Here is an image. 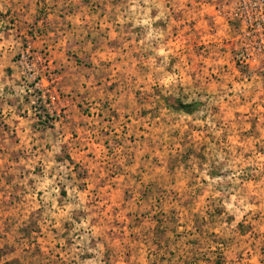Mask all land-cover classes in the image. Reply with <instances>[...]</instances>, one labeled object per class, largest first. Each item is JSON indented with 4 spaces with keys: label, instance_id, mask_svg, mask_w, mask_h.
<instances>
[{
    "label": "rangeland",
    "instance_id": "obj_1",
    "mask_svg": "<svg viewBox=\"0 0 264 264\" xmlns=\"http://www.w3.org/2000/svg\"><path fill=\"white\" fill-rule=\"evenodd\" d=\"M198 1L0 0L7 28H71L79 66L126 55L104 93L47 47L0 58V264H264V62Z\"/></svg>",
    "mask_w": 264,
    "mask_h": 264
},
{
    "label": "crops",
    "instance_id": "obj_2",
    "mask_svg": "<svg viewBox=\"0 0 264 264\" xmlns=\"http://www.w3.org/2000/svg\"><path fill=\"white\" fill-rule=\"evenodd\" d=\"M25 26H28L25 24ZM44 34L43 36L38 37L34 32H31V30H23L20 31L19 28L12 24L9 28L4 26L3 22L0 23V58L5 56H11L14 57L17 53L21 51V47L24 46H31L39 49H43L44 47H47L51 50L52 55L54 57V61L56 62V65L62 69V75L64 82V87L68 90H79L86 88L87 90L93 89L94 91H99V93L103 92V86L104 83L107 81L106 75L102 77L101 84L100 81H95L98 76L99 71H101V68H108L106 69V73L111 70V78H114L115 75H117V71L119 70V63L117 58H126L125 54H120V48L117 47L115 49L114 47L106 45V54H102L101 57L92 58V63L90 66H83L84 69L81 68V66L78 65V62L76 61V58H70L67 56V53L73 55L76 52L73 49L78 48V39L77 35H75V32L72 31L71 28L68 27V29L65 28H59L56 26V28H45L44 26ZM54 29V30H53ZM109 34L115 33L112 28H109ZM80 31H77V33ZM68 36V38H67ZM79 36V34H78ZM114 37V36H113ZM125 46V45H124ZM72 49H70V48ZM112 47V48H111ZM69 49V50H68ZM161 52V51H160ZM159 53V52H158ZM78 54V53H77ZM76 55V54H75ZM79 59V58H78ZM121 64V63H120ZM105 66V67H104ZM116 67V68H115ZM77 69L85 70L84 75L78 74V76L75 74V71ZM12 70V77H15L16 75H19V67L17 62H13L11 66ZM15 75V76H14ZM81 77V78H80ZM76 80L72 84H69L70 81ZM71 79V80H70ZM110 79V78H109ZM99 83V85H98ZM99 89H98V88ZM82 93V92H80ZM130 110V106L126 108L121 109L120 112L123 114H126L127 110ZM73 110V108H72ZM74 111V110H73ZM128 119H131L128 117Z\"/></svg>",
    "mask_w": 264,
    "mask_h": 264
},
{
    "label": "built area",
    "instance_id": "obj_3",
    "mask_svg": "<svg viewBox=\"0 0 264 264\" xmlns=\"http://www.w3.org/2000/svg\"><path fill=\"white\" fill-rule=\"evenodd\" d=\"M203 20L222 21L231 34L232 54L241 65L264 62V0H199ZM201 36L200 45H207ZM224 42V40H222ZM225 42L229 43L225 38Z\"/></svg>",
    "mask_w": 264,
    "mask_h": 264
},
{
    "label": "trees",
    "instance_id": "obj_4",
    "mask_svg": "<svg viewBox=\"0 0 264 264\" xmlns=\"http://www.w3.org/2000/svg\"><path fill=\"white\" fill-rule=\"evenodd\" d=\"M166 103L169 106V109L176 113H185L191 114V106L182 103L180 100H176L175 98L166 99Z\"/></svg>",
    "mask_w": 264,
    "mask_h": 264
}]
</instances>
